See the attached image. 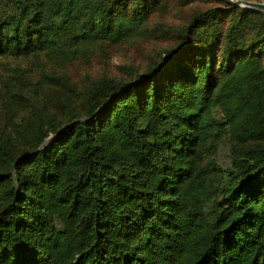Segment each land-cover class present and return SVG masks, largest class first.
Here are the masks:
<instances>
[{
	"label": "trees",
	"instance_id": "1",
	"mask_svg": "<svg viewBox=\"0 0 264 264\" xmlns=\"http://www.w3.org/2000/svg\"><path fill=\"white\" fill-rule=\"evenodd\" d=\"M124 1L0 0V57L51 47L75 57L96 40L120 37L124 16L116 29L109 23ZM139 1L136 15L150 0ZM218 10L206 9L198 24ZM246 12L228 28L232 48ZM186 46L139 79L111 84L114 91L100 92L46 143L14 155L0 133V264H264V146L224 167L200 164L195 146L217 131V106L226 125L239 115L241 106L228 101L246 74L214 92L211 65L198 53L200 78L183 86L169 76L163 94L159 76ZM235 51L230 66L242 54Z\"/></svg>",
	"mask_w": 264,
	"mask_h": 264
},
{
	"label": "rangeland",
	"instance_id": "2",
	"mask_svg": "<svg viewBox=\"0 0 264 264\" xmlns=\"http://www.w3.org/2000/svg\"><path fill=\"white\" fill-rule=\"evenodd\" d=\"M236 6L227 7L223 0H150L136 15L135 10L141 9L140 1L125 0L110 15L112 29L118 28V18L124 16L120 37L96 40L75 57H64L55 47L16 58L0 57V81L13 76L8 87L0 83L2 138H9L14 155L23 148L48 142L59 126L83 117L88 107L102 97L100 92L114 91L116 88H110L111 84L139 79L170 51L191 43L180 54L179 61L169 62L165 73L159 76L163 94L169 76L173 80L179 77L183 86L194 84L196 74L200 78L198 53L204 56L206 65H211L206 80L211 73L214 92L229 77L246 74L240 91L228 101L241 106L239 115L226 125L221 107L217 106V131L195 144L200 149V164L215 161L224 167L236 154H253L264 146V12ZM210 7H217V14L198 24ZM241 8L247 9V15L234 29L231 43L242 54L230 66L226 56L236 52V48L228 45V28L239 17ZM125 27L129 28L124 30ZM149 88L152 86L147 81L144 90ZM131 96L135 97V93ZM136 104L135 98L131 105ZM242 129L250 130L251 136L243 140L237 137ZM5 166L0 155V170Z\"/></svg>",
	"mask_w": 264,
	"mask_h": 264
},
{
	"label": "water",
	"instance_id": "3",
	"mask_svg": "<svg viewBox=\"0 0 264 264\" xmlns=\"http://www.w3.org/2000/svg\"><path fill=\"white\" fill-rule=\"evenodd\" d=\"M235 5H242L249 8L258 9L264 12V2L251 1V0H226Z\"/></svg>",
	"mask_w": 264,
	"mask_h": 264
}]
</instances>
